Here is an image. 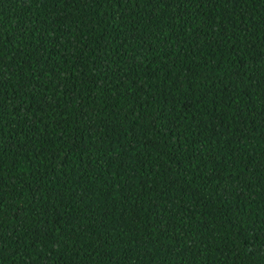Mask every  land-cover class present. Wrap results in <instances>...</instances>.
Masks as SVG:
<instances>
[{"label": "trees", "instance_id": "obj_1", "mask_svg": "<svg viewBox=\"0 0 264 264\" xmlns=\"http://www.w3.org/2000/svg\"><path fill=\"white\" fill-rule=\"evenodd\" d=\"M0 264H264V0H0Z\"/></svg>", "mask_w": 264, "mask_h": 264}]
</instances>
